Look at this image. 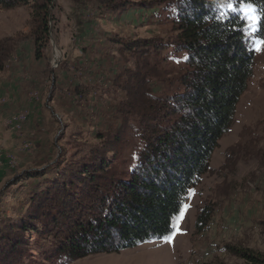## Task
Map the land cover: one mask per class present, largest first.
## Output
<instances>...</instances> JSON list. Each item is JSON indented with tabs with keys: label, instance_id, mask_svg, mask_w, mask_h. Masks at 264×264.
Masks as SVG:
<instances>
[{
	"label": "rangeland",
	"instance_id": "rangeland-1",
	"mask_svg": "<svg viewBox=\"0 0 264 264\" xmlns=\"http://www.w3.org/2000/svg\"><path fill=\"white\" fill-rule=\"evenodd\" d=\"M170 1L51 0L43 24L29 3L0 6V250L7 225L35 193L115 132L119 159L135 160L140 99L170 96L187 70ZM239 11L254 53L251 76L172 232L69 262L45 260L52 238L27 233L28 248L14 264H249L227 246L252 251L264 264V45L251 20L258 21L256 9L242 3ZM138 78L140 92L132 87ZM206 205L214 212L197 231L196 215Z\"/></svg>",
	"mask_w": 264,
	"mask_h": 264
},
{
	"label": "trees",
	"instance_id": "trees-1",
	"mask_svg": "<svg viewBox=\"0 0 264 264\" xmlns=\"http://www.w3.org/2000/svg\"><path fill=\"white\" fill-rule=\"evenodd\" d=\"M17 3H29L36 19L47 21L51 0H0L4 7ZM242 3L256 9L255 35L264 40V0L170 1L178 21L175 45L185 52L187 70L178 79L181 88L170 96L140 99L141 146L135 160L124 165L119 159L117 131L101 149L67 166L55 185L35 193L19 219L7 225L0 264L21 261L29 245L27 233L52 238L45 260L69 262L160 240L172 232L188 192L208 170L213 150L228 131L251 76L254 53L244 41ZM144 86L143 78L132 85L138 92ZM213 212L212 205L201 207L197 231ZM226 249L249 264L262 263L247 249Z\"/></svg>",
	"mask_w": 264,
	"mask_h": 264
},
{
	"label": "snow or ice",
	"instance_id": "snow-or-ice-1",
	"mask_svg": "<svg viewBox=\"0 0 264 264\" xmlns=\"http://www.w3.org/2000/svg\"><path fill=\"white\" fill-rule=\"evenodd\" d=\"M251 20H252V24H253V25H255V24L257 23V18H256V17H252ZM259 45H264V40L260 41V42H259ZM256 50L259 51V50H260V47L257 46V49H256ZM186 210H187V206H183V207L181 208V212H180V218H181V219L183 218L184 212H185Z\"/></svg>",
	"mask_w": 264,
	"mask_h": 264
}]
</instances>
